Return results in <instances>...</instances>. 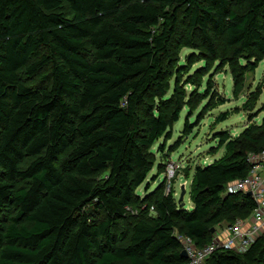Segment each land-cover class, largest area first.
I'll return each instance as SVG.
<instances>
[{
  "label": "trees",
  "instance_id": "obj_1",
  "mask_svg": "<svg viewBox=\"0 0 264 264\" xmlns=\"http://www.w3.org/2000/svg\"><path fill=\"white\" fill-rule=\"evenodd\" d=\"M183 18L185 47L216 55L224 38L235 60L264 59V0H0V264H186L177 234L202 248L252 213L251 196L225 189L264 153V118L218 134L225 154L196 167L191 209L165 182L136 192L162 166L151 149L170 117L147 109L143 131L139 113ZM47 67V85L23 81ZM206 264H264V234Z\"/></svg>",
  "mask_w": 264,
  "mask_h": 264
},
{
  "label": "rangeland",
  "instance_id": "obj_2",
  "mask_svg": "<svg viewBox=\"0 0 264 264\" xmlns=\"http://www.w3.org/2000/svg\"><path fill=\"white\" fill-rule=\"evenodd\" d=\"M63 11L72 16L68 7ZM185 29L183 18L165 58L167 73L161 81L162 87L152 89L140 109L143 131L148 115L146 112L150 108L156 113L166 112L172 127L167 136L151 149L156 165L162 166H155L147 182L136 192L144 198L148 188L153 191L165 182L162 187L164 193L173 188L174 198L179 205L181 188L185 186L183 203L190 209V184L196 167L208 165L225 154V147L218 148V134L227 132L232 138L237 137L246 127L260 124L264 118V59H252L250 64L235 60L233 49L224 38H215L216 55H211L197 41L193 46L185 47ZM195 39L199 40V36H195ZM50 74L51 67H47L36 78L24 76L23 81L31 86L47 85ZM161 100H172V105ZM176 113L177 122L174 121ZM222 118L225 120L220 121ZM106 176L107 172H103L93 179L100 181ZM139 206L135 205V208L139 209ZM137 209L133 214L138 213ZM151 210V214H154L153 208ZM0 216L8 217L10 214L6 212ZM226 226L224 223L215 228L213 238L218 242L224 239Z\"/></svg>",
  "mask_w": 264,
  "mask_h": 264
},
{
  "label": "built area",
  "instance_id": "obj_3",
  "mask_svg": "<svg viewBox=\"0 0 264 264\" xmlns=\"http://www.w3.org/2000/svg\"><path fill=\"white\" fill-rule=\"evenodd\" d=\"M249 161L252 165L250 173L244 179L229 183L225 195L251 193L256 207L247 218H238L224 227L223 240L218 242L214 237L210 244L202 248L197 247L189 237L177 234L183 250L188 254L186 264H206L211 255L220 249L243 255L264 234V153L249 155Z\"/></svg>",
  "mask_w": 264,
  "mask_h": 264
},
{
  "label": "water",
  "instance_id": "obj_4",
  "mask_svg": "<svg viewBox=\"0 0 264 264\" xmlns=\"http://www.w3.org/2000/svg\"><path fill=\"white\" fill-rule=\"evenodd\" d=\"M181 196H180V199H179V205L183 208V207H185L184 205V203H183V200H184V197H185V195H186V188H185V186H182V188H181ZM247 195H249V196H251V193H248ZM215 230L214 229H212V232H214ZM182 256L184 257V258H188V254H187V252L185 251V250H183L182 251Z\"/></svg>",
  "mask_w": 264,
  "mask_h": 264
},
{
  "label": "crops",
  "instance_id": "obj_5",
  "mask_svg": "<svg viewBox=\"0 0 264 264\" xmlns=\"http://www.w3.org/2000/svg\"><path fill=\"white\" fill-rule=\"evenodd\" d=\"M192 203V202H191ZM193 207V205L190 207V209Z\"/></svg>",
  "mask_w": 264,
  "mask_h": 264
}]
</instances>
